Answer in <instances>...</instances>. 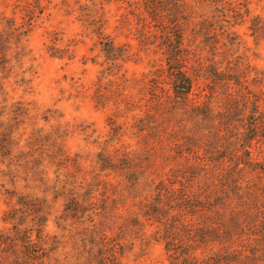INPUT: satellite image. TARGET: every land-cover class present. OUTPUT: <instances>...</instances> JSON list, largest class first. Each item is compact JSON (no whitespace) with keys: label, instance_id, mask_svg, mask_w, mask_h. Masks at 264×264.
Segmentation results:
<instances>
[{"label":"rangeland","instance_id":"obj_1","mask_svg":"<svg viewBox=\"0 0 264 264\" xmlns=\"http://www.w3.org/2000/svg\"><path fill=\"white\" fill-rule=\"evenodd\" d=\"M144 1L0 0V264H264V0H164L187 105Z\"/></svg>","mask_w":264,"mask_h":264},{"label":"trees","instance_id":"obj_2","mask_svg":"<svg viewBox=\"0 0 264 264\" xmlns=\"http://www.w3.org/2000/svg\"><path fill=\"white\" fill-rule=\"evenodd\" d=\"M166 1V0H165ZM164 0H145L144 4L146 5V11L149 16L154 19H160V22L163 24L161 28V45L164 46V51L168 54V75L169 83L173 91V97L176 98V101L182 105H187L188 94L192 87V77L189 76L187 70L185 69L186 65L183 62L179 61L181 58V44L182 40V29L178 28V32L173 31V28L169 27L166 23H173L175 20H171L163 17V13L166 11V4ZM178 11H182L178 8ZM179 12V13H180ZM179 33L178 36H174L175 33ZM218 74V73H217ZM178 103V104H179ZM208 106V105H207ZM132 242H129L131 244ZM97 245L98 251V263L97 264H119L120 260L117 259V253L122 254L124 251L122 242H114L105 240L101 238ZM97 254V255H98ZM213 261L212 257L208 259V262L205 264H211L209 262Z\"/></svg>","mask_w":264,"mask_h":264}]
</instances>
